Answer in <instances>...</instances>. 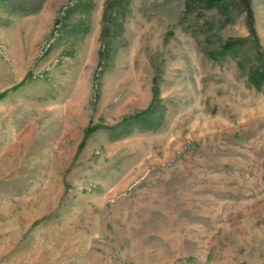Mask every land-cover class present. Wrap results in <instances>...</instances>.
<instances>
[{"label": "rangeland", "instance_id": "374dc122", "mask_svg": "<svg viewBox=\"0 0 264 264\" xmlns=\"http://www.w3.org/2000/svg\"><path fill=\"white\" fill-rule=\"evenodd\" d=\"M0 264H264V0L0 4Z\"/></svg>", "mask_w": 264, "mask_h": 264}, {"label": "trees", "instance_id": "16d2710c", "mask_svg": "<svg viewBox=\"0 0 264 264\" xmlns=\"http://www.w3.org/2000/svg\"><path fill=\"white\" fill-rule=\"evenodd\" d=\"M47 0H0V4L3 5L8 11L16 15H32L39 12ZM91 3H84L82 6L91 7ZM81 6V8H83ZM235 43L237 41H234ZM235 43H226L225 47H232ZM4 95H2L3 97Z\"/></svg>", "mask_w": 264, "mask_h": 264}]
</instances>
